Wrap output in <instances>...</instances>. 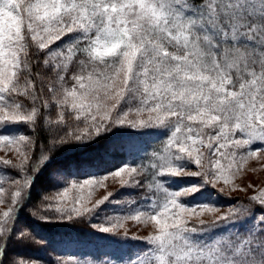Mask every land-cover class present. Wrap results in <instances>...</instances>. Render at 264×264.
Returning a JSON list of instances; mask_svg holds the SVG:
<instances>
[{
  "label": "snow or ice",
  "instance_id": "1",
  "mask_svg": "<svg viewBox=\"0 0 264 264\" xmlns=\"http://www.w3.org/2000/svg\"><path fill=\"white\" fill-rule=\"evenodd\" d=\"M121 148L131 162L78 174ZM0 150V264H264V182L242 179L264 167V0H0ZM110 177L134 198L96 196ZM25 212L143 247L18 255L47 246Z\"/></svg>",
  "mask_w": 264,
  "mask_h": 264
},
{
  "label": "trees",
  "instance_id": "2",
  "mask_svg": "<svg viewBox=\"0 0 264 264\" xmlns=\"http://www.w3.org/2000/svg\"><path fill=\"white\" fill-rule=\"evenodd\" d=\"M146 140L142 141L143 143L151 142V138H145ZM68 153H65L60 157L58 161H54L53 164L60 163L65 160L68 156ZM121 157L120 165L123 163L131 162L134 157L128 153L127 149H123L119 155ZM105 159L101 160L98 164L91 167H84L79 169V175H87L92 172L100 173L102 167L109 165V163H104ZM119 166V165H118ZM51 167L45 169L44 172L40 175L39 179L36 182V185L32 191V208L39 210V204L41 203V195L46 191L52 189L53 181L50 178ZM102 168V169H101ZM4 173H2L3 175ZM14 176L15 173H10ZM7 179V178H6ZM188 182L187 180H180V184ZM175 186V184H173ZM212 194L214 192L212 191ZM212 194H209L208 190H205L203 193H198L193 200L202 201L210 200V197H213ZM228 204V203H227ZM17 227H27L31 229L34 234L41 240L47 241V246L43 248H36L32 245L20 246L15 245L12 247L11 251L18 255L29 256V257H39L47 260V253L52 250L63 253L65 255H80L85 252L92 253L93 255H102V254H118V255H131L135 252H138L143 246L141 244L129 243L121 244L112 241L110 238H104V241H98L95 239H101V237L96 236V234H84L85 229L75 230L71 226L63 225L59 223L54 224H44L40 223L37 220L33 219L27 212L21 213ZM79 233V234H78ZM72 240V241H69Z\"/></svg>",
  "mask_w": 264,
  "mask_h": 264
},
{
  "label": "rangeland",
  "instance_id": "3",
  "mask_svg": "<svg viewBox=\"0 0 264 264\" xmlns=\"http://www.w3.org/2000/svg\"><path fill=\"white\" fill-rule=\"evenodd\" d=\"M145 140L146 139L144 138V141ZM122 150H123V148L117 149L116 151H113L112 153H110L108 156H106L104 158L105 159L104 163H109V165L102 167L103 169L101 168L102 169L101 172L109 171V170H112V169L120 166L119 163L121 161V157L119 155L122 152ZM5 155H7V154L3 150H0V157H3ZM253 164H255V161H250L249 165L247 167L250 169ZM0 175H2V173H0ZM242 179L244 182H250V183H253L255 185H260L262 182H264V167L257 166V171H255V172L248 171V173ZM105 183L109 187L106 189H98L97 193L95 194L96 196H102V195L106 194V192L108 190H111L114 192V198H118L121 200H128V199L134 198V197L129 196L128 190L122 189L118 182L114 183L111 177ZM238 183H240V181H238ZM173 184H175V186L180 185V180L179 179L174 180ZM4 186L6 189L10 187L7 179H5ZM212 191L214 192V190H212ZM7 196H8V192L6 191L5 192V199H7ZM209 199L210 200H205L204 202H212V203H216L218 205H227V203H229V201L225 200L222 197H217L214 200H213V197H210ZM200 202H202V201H200ZM40 205H41V203L39 204V207H40ZM102 207H105L101 210L102 212H108V214L111 215V214H127L130 211H133L135 206L129 207L126 204L109 206L106 203ZM4 210H6V206L0 205V212H2ZM144 227H145L144 225L137 224V222L131 221V220L125 224V229H127L129 231L130 235L137 234V235L143 236L145 234H151V228L149 227L147 229V232H145ZM121 231H123V230H121ZM110 239L112 241H115L116 243H121V244H128V242L139 244L138 242L131 241V240L122 241L118 238H112V237Z\"/></svg>",
  "mask_w": 264,
  "mask_h": 264
}]
</instances>
